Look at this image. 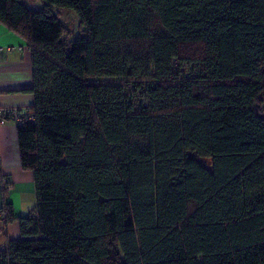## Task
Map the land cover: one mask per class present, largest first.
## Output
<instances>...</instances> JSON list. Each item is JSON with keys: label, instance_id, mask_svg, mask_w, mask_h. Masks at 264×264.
<instances>
[{"label": "trees", "instance_id": "16d2710c", "mask_svg": "<svg viewBox=\"0 0 264 264\" xmlns=\"http://www.w3.org/2000/svg\"><path fill=\"white\" fill-rule=\"evenodd\" d=\"M25 1L0 25L31 59L35 204L0 172V264H264V0Z\"/></svg>", "mask_w": 264, "mask_h": 264}, {"label": "crops", "instance_id": "0c3cea01", "mask_svg": "<svg viewBox=\"0 0 264 264\" xmlns=\"http://www.w3.org/2000/svg\"><path fill=\"white\" fill-rule=\"evenodd\" d=\"M0 47L10 49L0 59V109H30L34 97L30 93L32 68L26 42L0 25ZM0 172L11 185L6 201L11 205L14 216H25L35 204L34 180L30 171L21 168L17 130L10 121L0 126ZM2 198L0 183V206ZM1 227L0 223V248H3L7 239L19 238L20 232L15 221L4 229Z\"/></svg>", "mask_w": 264, "mask_h": 264}, {"label": "rangeland", "instance_id": "374dc122", "mask_svg": "<svg viewBox=\"0 0 264 264\" xmlns=\"http://www.w3.org/2000/svg\"><path fill=\"white\" fill-rule=\"evenodd\" d=\"M26 6L29 8H32L33 10H41L43 7V4L40 0H26L25 1ZM59 13V20L63 23H65L71 30H75L78 26V16L77 14L72 10H59L56 11ZM76 32V31H75ZM75 37L71 36V39H74ZM147 46V43L144 41H138V42H131V43H124L125 49L131 50L137 55H143L145 52V48ZM117 81H115L116 83ZM206 164H208V161H205Z\"/></svg>", "mask_w": 264, "mask_h": 264}, {"label": "built area", "instance_id": "2783aa9c", "mask_svg": "<svg viewBox=\"0 0 264 264\" xmlns=\"http://www.w3.org/2000/svg\"><path fill=\"white\" fill-rule=\"evenodd\" d=\"M10 49H6L5 51L3 49L0 48V59H2L4 52H9ZM7 114H11L10 119L11 120H6V115ZM8 121L13 122V124L16 126L17 123H19L20 120V116L12 111L11 109H0V126H4Z\"/></svg>", "mask_w": 264, "mask_h": 264}]
</instances>
